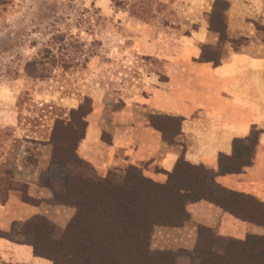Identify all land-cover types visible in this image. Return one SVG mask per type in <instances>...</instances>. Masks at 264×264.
Listing matches in <instances>:
<instances>
[{"label":"rangeland","instance_id":"obj_1","mask_svg":"<svg viewBox=\"0 0 264 264\" xmlns=\"http://www.w3.org/2000/svg\"><path fill=\"white\" fill-rule=\"evenodd\" d=\"M119 1L0 0V164L10 162L16 179L27 183L29 195L39 202L38 213L29 219L45 218L64 228L76 212L75 207L56 201L55 194H63L65 185L51 170L48 136L54 119L66 117L85 96L92 99L102 133H92L91 146L81 147L80 142V157L103 176L122 174L135 165L154 180L166 179V169L150 149L137 150L140 156L133 161V147L109 148V121L114 117L109 106L120 110L130 100L140 118L159 114L149 106L152 90L168 79L171 56L190 64L195 53L219 40L218 33L208 28L214 0ZM229 1L228 36L235 41L225 43L222 61L234 52H263L264 30H258L257 24L264 25V0ZM197 59L201 60L199 55ZM34 60L44 68L45 77L35 76ZM240 74H232V79L245 83ZM262 115L260 122L250 124L251 130H261L252 163L241 173L217 176V181L264 203ZM194 143L193 138L180 137L177 144L196 152ZM204 156L207 162L197 163L216 171L208 149ZM11 194L21 200L19 192ZM188 210L190 218L184 225L154 228L153 250H194L202 228L204 241L215 249L248 235L264 236L263 223L240 219L208 201L190 203ZM27 220L11 223L8 232L16 241L31 240V235L20 232Z\"/></svg>","mask_w":264,"mask_h":264},{"label":"trees","instance_id":"obj_2","mask_svg":"<svg viewBox=\"0 0 264 264\" xmlns=\"http://www.w3.org/2000/svg\"><path fill=\"white\" fill-rule=\"evenodd\" d=\"M230 6L229 0H214L208 28L218 33L219 40L215 46L208 45L202 51L201 61L219 65L224 58L225 43L235 41L228 36ZM257 25L258 30H264V25ZM31 65L37 69L36 77L46 76L38 61L34 60ZM93 108L92 99L85 96L66 117L54 119L48 136L52 145L50 166L65 185L63 194H55L56 201L75 207L76 212L64 228L45 218L28 219L22 224L20 232L31 235V240L25 243L33 247L35 255L51 260L52 264H264V236L257 235L230 240L215 249L204 239L202 228L194 250L151 248L156 226L184 225L190 218L188 205L201 200L240 219L264 225L262 201L217 181V176L241 173L252 163L260 129L255 127L248 136L235 137L231 153H219L216 171L203 163L191 162L183 153L174 168L165 171L164 181L148 177L135 165H130L122 174L110 172L108 177L99 174L78 153ZM161 119L170 125L160 123ZM150 122L175 134L180 132L182 118L151 114ZM9 164L8 161L0 164V201H7L10 191H17L21 201L37 205L39 202L28 193V184L16 179ZM0 237L15 240L2 229Z\"/></svg>","mask_w":264,"mask_h":264},{"label":"crops","instance_id":"obj_3","mask_svg":"<svg viewBox=\"0 0 264 264\" xmlns=\"http://www.w3.org/2000/svg\"><path fill=\"white\" fill-rule=\"evenodd\" d=\"M195 55L190 64L177 62L171 56L167 70L169 77L154 86L149 105L155 113L181 117L180 132L169 134L153 126L151 114L145 118L138 117L133 101L128 100L120 110L109 106V113L114 116L112 122L109 121L110 149L133 147V161L140 156L137 150L150 149L154 158L169 171L183 153L193 163H206L204 153L208 149L211 165L217 169L219 153H231L233 139L250 134V124L260 122L259 117L263 118L264 113V51L234 52L219 65L198 60L200 52ZM236 72L241 73L245 83L232 79V74ZM89 115L87 133L81 147L92 145L89 139L94 131L99 132L98 135L102 133L101 125L98 126L95 121L98 119L96 109ZM180 137L193 138L196 152L184 144L179 149L177 143ZM113 156L117 158L116 154ZM204 202L201 200L193 204ZM37 209L36 205L25 203L11 194L7 201H0V229L10 231L13 221L23 222L37 214ZM0 264L52 262L35 255L30 244L0 237Z\"/></svg>","mask_w":264,"mask_h":264}]
</instances>
